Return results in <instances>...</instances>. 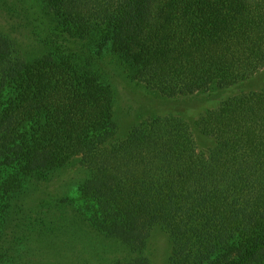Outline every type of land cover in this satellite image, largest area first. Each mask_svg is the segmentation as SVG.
<instances>
[{"label":"trees","instance_id":"trees-1","mask_svg":"<svg viewBox=\"0 0 264 264\" xmlns=\"http://www.w3.org/2000/svg\"><path fill=\"white\" fill-rule=\"evenodd\" d=\"M35 1L61 32L35 47L0 35L8 179L85 166L74 209L127 251L112 264H152L157 231L169 264H264V91L197 119L214 142L205 153L180 118L146 121L121 139L110 86L71 47L77 34L105 32V49L168 98L232 88L264 70V0ZM21 3L12 0L11 17L29 24ZM36 47L47 51L29 62Z\"/></svg>","mask_w":264,"mask_h":264},{"label":"rangeland","instance_id":"rangeland-1","mask_svg":"<svg viewBox=\"0 0 264 264\" xmlns=\"http://www.w3.org/2000/svg\"><path fill=\"white\" fill-rule=\"evenodd\" d=\"M19 6L29 24L12 19V0H0L2 40L13 45L17 40L20 46L18 39L29 36L35 47L37 40L60 34L50 14L35 0H22ZM28 26L31 31L35 26L36 35L29 33ZM107 39L101 30L89 36L77 34L71 47L79 62L91 60V70L110 86L114 95L112 113L121 139L133 126L146 121L180 118L190 126L198 150L205 153L214 142L197 129V119L216 107L221 109L231 96L264 91L263 70L236 87L168 98L137 81L135 71L105 49ZM95 46H102V50L95 52ZM46 51L33 48L29 62ZM10 172L13 171L0 169V264H112L127 254L119 243L97 232L75 211L76 191L91 177L80 162L72 161L22 182L19 178L8 179ZM168 252L166 238L155 232L150 251L152 264H169Z\"/></svg>","mask_w":264,"mask_h":264}]
</instances>
